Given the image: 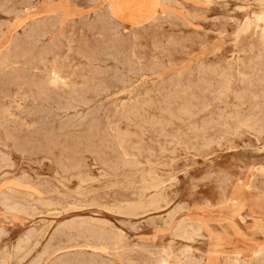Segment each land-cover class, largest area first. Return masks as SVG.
<instances>
[{"label": "rangeland", "instance_id": "1", "mask_svg": "<svg viewBox=\"0 0 264 264\" xmlns=\"http://www.w3.org/2000/svg\"><path fill=\"white\" fill-rule=\"evenodd\" d=\"M0 8V75H29L26 61L48 48L33 72L56 63L63 78L47 96L18 77L0 83V264H264V0Z\"/></svg>", "mask_w": 264, "mask_h": 264}, {"label": "bare ground", "instance_id": "2", "mask_svg": "<svg viewBox=\"0 0 264 264\" xmlns=\"http://www.w3.org/2000/svg\"><path fill=\"white\" fill-rule=\"evenodd\" d=\"M52 1V0H51ZM34 2V1H33ZM74 2V1H73ZM96 2V1H95ZM13 3V2H12ZM93 3V2H92ZM209 3V2H208ZM116 7H118V6H116ZM8 8V7H7ZM27 8V7H26ZM25 8V9H26ZM1 9V8H0ZM12 10V9H11ZM116 11V10H115ZM247 11V10H246ZM6 12V11H5ZM118 12V11H117ZM120 12V11H119ZM109 13V12H108ZM111 13V12H110ZM115 13V12H114ZM119 15V14H118ZM121 15V14H120ZM254 16V15H253ZM10 17V16H9ZM96 19V18H95ZM21 20V19H20ZM85 22V21H84ZM135 22V21H134ZM134 22H132V24L134 23ZM180 22V21H179ZM113 23V22H112ZM111 23V24H112ZM248 23V22H247ZM261 23V22H260ZM3 24H4V22H3ZM6 24V23H5ZM43 25H38L37 26V28L35 29V30H33V31H31V33L29 34V36L28 37H30V39H31V43H26V44H22V46L20 47V49L22 50V52H24V54H26L25 55V57L26 58H29L28 57V55H31L32 53L34 54V51H35V47H37V44H39V42H41V39L43 38V37H45L46 35H47V27H48V25L47 24H45V23H42ZM115 25V24H114ZM134 25V24H133ZM6 26V25H5ZM116 26H117V24H116ZM244 26V25H243ZM54 27V26H53ZM136 27V26H135ZM184 27V26H183ZM31 29H32V27H31ZM73 29V28H72ZM85 29V28H84ZM116 29V28H115ZM139 32V31H138ZM243 32V31H242ZM246 32V31H245ZM81 33V32H80ZM136 33V32H135ZM182 33V32H181ZM2 34V33H1ZM65 34V33H64ZM178 34H179V32H178ZM83 35V34H82ZM81 35V36H82ZM111 35V34H110ZM219 35V34H218ZM242 35V34H241ZM264 37V36H263ZM84 38V37H83ZM114 38V37H113ZM207 38V37H206ZM84 39H86V38H84ZM83 40V39H82ZM238 40V39H237ZM88 41V40H87ZM91 41V40H90ZM111 41V40H110ZM72 42V41H71ZM75 42H77L78 43V41H75ZM121 43L120 44H122V41H120ZM68 43V42H67ZM66 43V44H67ZM85 43V42H84ZM89 43V42H88ZM175 43V42H174ZM71 44V43H70ZM69 44V45H70ZM75 44V43H74ZM74 44H72V45H74ZM79 44H81V43H79ZM78 44V45H79ZM93 44H95V42L93 43ZM118 44V43H117ZM119 44V45H120ZM72 45H70V46H72ZM85 45V44H84ZM88 45V44H87ZM90 45H91V43H90ZM89 45V46H90ZM68 46V45H67ZM75 46V45H74ZM81 46V45H80ZM93 46V45H92ZM125 46V45H124ZM78 47V46H77ZM77 47H75L74 49H76ZM84 47V46H83ZM85 47H86V45H85ZM119 47V46H118ZM128 47V46H127ZM38 48V47H37ZM73 48V47H72ZM72 48H70V49H72ZM80 48H82V47H80ZM90 48H93V47H90ZM122 48V47H121ZM157 48V47H156ZM159 48V47H158ZM66 49V48H65ZM70 49H68V51L70 50ZM73 49V50H74ZM86 49V48H85ZM39 50V49H38ZM62 50V49H61ZM65 51V50H64ZM75 51V50H74ZM112 51V50H111ZM21 52V53H22ZM59 52H61V51H59ZM59 52H57V53H59ZM81 52V51H80ZM50 53H52V50L51 49H48V48H46V49H41V50H39V51H37V54L36 55H33V56H35V57H33V56H31V59L29 60V61H26L27 62V65L29 66V70H28V72H29V75L28 74H26L25 75V73H24V76H22V75H18L17 77L19 78V79H22L23 80V83L25 84V85H27V88H28V86H30L29 88H33V90L37 93V95H40V96H47V94H48V86L49 85H51L52 83L54 84V86H56V85H58L59 83H62L63 82V78H62V74H61V71L59 70V67H56V63H55V66H54V64L52 63V61H51V63L53 64V66H52V68L50 69V70H48V72L46 73V75L44 74L45 73V71H44V73H41V74H44V76L45 77H43L42 76V78H40L39 76H37L36 74V70H38L39 68H37L38 67V65L37 64H40V62L41 61H43V59H44V57L45 56H47V55H49ZM73 53V52H72ZM194 53V52H193ZM23 54V53H22ZM62 54L64 55V53L62 52ZM67 54V53H66ZM71 54V53H70ZM75 54V53H74ZM134 54V53H133ZM187 54V53H186ZM253 54V53H252ZM58 55V54H57ZM62 55V56H63ZM75 55H77V54H75ZM24 56V55H23ZM53 56H55V54L53 55ZM66 56V55H65ZM72 56V55H71ZM189 56V55H188ZM66 57H68V56H66ZM153 57V56H152ZM238 57V56H237ZM2 58V57H1ZM17 58V56L15 55V59ZM21 58H23V57H21ZM26 58H25V60H26ZM52 58V57H51ZM53 58H55V57H53ZM60 58V57H59ZM58 58V59H59ZM63 58V57H62ZM81 58V57H80ZM151 58V57H150ZM233 58V57H232ZM262 58V57H261ZM48 59H49V57H48ZM56 59V58H55ZM55 59H52V60H55ZM65 59V58H64ZM68 59V58H67ZM74 59V58H73ZM79 59V58H78ZM100 59V58H99ZM24 60V61H25ZM45 60V59H44ZM57 60V59H56ZM81 60V59H80ZM79 60V61H80ZM260 60V59H259ZM1 61V60H0ZM23 61V62H24ZM64 61V60H63ZM68 60H66V62H67ZM73 61V60H72ZM86 61V60H85ZM151 61V60H150ZM185 61V60H184ZM3 62V61H2ZM49 62V61H48ZM56 62V61H55ZM66 62H63V63H66ZM75 61H73L72 63H74ZM77 62V61H76ZM84 62V61H83ZM15 60L12 58V57H10V56H8V57H6L5 58V60H4V62L2 63V65H3V67L4 68H6V67H8V66H10V64L11 65H14L15 66ZM61 63H62V61H61ZM60 63V64H61ZM62 63V64H63ZM79 63V62H78ZM80 63H82V62H80ZM24 64V63H23ZM43 64H44V62H43ZM130 64V63H129ZM253 64V63H252ZM41 65V64H40ZM46 65H47V63L44 65L45 67H46ZM48 65H49V63H48ZM51 65V64H50ZM49 65V66H50ZM67 65H69L70 66V63L69 64H67ZM81 65H83V63L81 64ZM175 65V64H174ZM24 66H25V64H24ZM62 66H64V65H62ZM68 66V68H70ZM74 66V65H73ZM78 66V65H77ZM238 66V65H237ZM40 67V66H39ZM65 68H66V66H64ZM75 67V66H74ZM74 67H72L73 69H74ZM82 67V66H81ZM84 67V66H83ZM203 67V66H202ZM205 67V66H204ZM248 67V66H247ZM25 68V67H24ZM75 68H77V67H75ZM235 68V67H234ZM3 69V68H2ZM13 69V68H12ZM41 69V68H40ZM46 70H47V68H45ZM71 69V68H70ZM72 69V70H73ZM82 69H85V67L84 68H82ZM92 69H94V68H92ZM130 69V68H129ZM0 70H1V68H0ZM4 71H5V69H3ZM1 71V72H4V71ZM21 70H24L23 68L21 69ZM36 71L35 73L33 72V71ZM68 70V69H67ZM86 70H87V67H86ZM200 70H201V67H200ZM207 70V69H206ZM39 71V70H38ZM77 71V70H76ZM80 71V70H79ZM88 71H90V69L88 70ZM87 71V72H88ZM208 71V70H207ZM210 71V70H209ZM216 71V70H215ZM214 71V72H215ZM0 72V73H1ZM7 72H8V70H7ZM21 72V71H20ZM25 72V71H24ZM27 72V73H28ZM32 72V73H31ZM42 72H43V70H42ZM65 73L67 72V71H64ZM71 72V71H70ZM78 72V71H77ZM80 72H82V71H80ZM85 72V71H84ZM83 72V73H84ZM153 72V71H152ZM238 72V71H237ZM5 73H6V71H5ZM72 73H74V72H72ZM71 73V74H72ZM79 73V72H78ZM77 73V74H78ZM118 73V72H117ZM138 73V72H137ZM212 73V72H211ZM225 73V72H224ZM232 73V72H231ZM230 73V74H231ZM239 73V72H238ZM40 74V73H39ZM61 74V75H60ZM64 74V73H63ZM71 74L69 75V74H67V75H69V77L71 76ZM75 74V73H74ZM73 74V75H74ZM82 74V73H81ZM91 74V73H90ZM260 74V73H259ZM66 75V74H65ZM203 75V74H202ZM1 76V75H0ZM3 76V75H2ZM1 76V77H2ZM41 76V75H40ZM88 76H89V72H88ZM222 76V75H221ZM6 77V76H5ZM5 77H2V78H0V83H4L5 82V80L6 79H9L10 77V79H9V81H8V83L10 82V83H12V82H14V81H17L18 79H17V77H16V75H15V78H12V76H10V77H7V78H5ZM78 77V76H77ZM80 77V76H79ZM98 77V76H97ZM116 77V76H115ZM199 77V76H198ZM258 77V76H257ZM264 77V76H263ZM68 78V76H66V79ZM74 78V77H73ZM76 78V77H75ZM126 78V77H125ZM222 78H224V75H223V77ZM247 78H249V77H247ZM17 79V80H16ZM65 79V80H66ZM99 79V78H98ZM97 79V80H98ZM226 79V78H225ZM228 79V78H227ZM231 79H232V77H231ZM3 80H4V82H3ZM77 79H75V81H76ZM78 80H80V81H82V79H78ZM115 80V79H114ZM206 80V79H205ZM72 81H73V79H72ZM84 81V80H83ZM82 81V82H83ZM96 81V80H95ZM94 81V82H95ZM100 81V80H99ZM203 81V80H202ZM225 81V80H224ZM229 81H231V80H229ZM66 82V81H65ZM71 82V81H70ZM82 82H77V83H82ZM116 82V81H115ZM173 82V81H172ZM189 82V81H188ZM226 82V81H225ZM224 82V83H225ZM6 83V82H5ZM69 83V82H68ZM77 83H75V84H77ZM100 83V82H99ZM123 83V82H122ZM155 83V82H154ZM180 83V82H179ZM201 83V82H200ZM203 83V82H202ZM206 83V82H205ZM227 83H229V82H227ZM20 84V83H19ZM18 84V85H19ZM21 84H22V82H21ZM73 84V83H72ZM95 84V83H94ZM207 84V83H206ZM208 84H209V82H208ZM211 84V83H210ZM209 84V85H210ZM226 84V83H225ZM243 84V83H242ZM17 85V86H18ZM64 85V84H63ZM68 85V84H67ZM74 85V84H73ZM79 85V84H78ZM82 85V84H81ZM99 85V84H98ZM165 85V84H164ZM229 85H230V83H229ZM4 86V85H3ZM16 86V87H17ZM20 86V85H19ZM75 86V85H74ZM83 86H84V84H83ZM82 86V87H83ZM91 86H92V84H91ZM102 86V85H101ZM130 86V85H129ZM173 86V85H172ZM181 86V85H180ZM212 86V85H211ZM21 87H23V86H21ZM60 87V86H59ZM98 87V86H97ZM96 87V88H97ZM127 87V86H126ZM165 87V86H164ZM198 87V86H197ZM208 87V86H207ZM20 88V87H19ZM74 88V87H73ZM84 88H85V86H84ZM84 88H83V90H84ZM90 88V87H89ZM101 89L103 88V87H100ZM162 88V87H161ZM179 88V87H178ZM17 89V88H16ZM22 89V88H21ZM21 89L19 90V91H21ZM26 89V88H25ZM86 89V88H85ZM201 89V88H200ZM225 89H226V87H225ZM15 90V89H14ZM18 90V89H17ZM28 90V89H27ZM32 90V91H33ZM177 90V89H176ZM227 90V89H226ZM229 90V89H228ZM1 91V90H0ZM26 91V90H25ZM187 91V90H186ZM217 91V90H216ZM90 92V91H89ZM96 92V91H95ZM107 94H108V92L107 91H105ZM126 92V91H125ZM208 92V91H207ZM22 93V92H21ZM28 93V92H27ZM83 93H84V91H83ZM87 93V92H86ZM142 93V92H141ZM173 93V92H172ZM175 93V92H174ZM185 93V92H184ZM206 93V92H205ZM221 93V92H220ZM20 94V93H19ZM106 94V95H107ZM124 94V93H123ZM167 94V93H166ZM171 94V93H170ZM84 95H85V93H84ZM90 95V94H89ZM121 95H122V93H121ZM151 95V94H150ZM153 95V94H152ZM164 95V94H163ZM174 95V94H173ZM177 95H179V94H177ZM212 95V94H211ZM215 95V94H214ZM241 95V94H240ZM16 96L18 97V95L16 94ZM160 96V95H159ZM162 96V95H161ZM81 97V96H80ZM82 97H83V95H82ZM85 97H87V96H85ZM163 97V96H162ZM185 97H186V95H185ZM59 98V97H58ZM165 98V97H164ZM182 98V97H181ZM183 98H184V96H183ZM24 99V98H23ZM170 99H172V98H170ZM174 99V98H173ZM180 99V98H179ZM193 99V98H192ZM83 100L84 101H87V100H85L84 98H83ZM182 100V99H181ZM89 101V100H88ZM97 101V100H96ZM163 101H164V99H163ZM173 101V100H172ZM186 101V100H185ZM217 101V100H216ZM68 102V101H67ZM180 102V101H179ZM187 102V101H186ZM186 102H185V104H186ZM188 102H189V100H188ZM187 102V103H188ZM65 103V102H64ZM70 103V102H69ZM87 103V102H86ZM160 103V102H159ZM162 103V102H161ZM167 103V102H166ZM183 103V102H182ZM71 104H73V103H71ZM76 104V103H75ZM103 104V103H102ZM86 105H88V104H86ZM130 105V104H129ZM143 105V104H142ZM152 105V104H151ZM155 105V104H154ZM164 105V104H163ZM167 105V104H166ZM176 105V104H175ZM188 105V104H187ZM209 105V104H208ZM216 105V104H215ZM78 106V105H77ZM144 106V105H143ZM185 106V105H184ZM192 106V105H191ZM57 107V106H56ZM67 107V106H66ZM180 107V106H179ZM193 107V106H192ZM142 108V107H141ZM145 108V107H144ZM169 108V107H168ZM183 108V107H182ZM186 108V107H185ZM195 108H197V107H195ZM209 108H211V107H209ZM32 109V108H31ZM59 109V108H58ZM67 109V108H66ZM93 109V108H92ZM109 109V108H108ZM136 109V108H135ZM134 108L132 109V110H135ZM143 109V108H142ZM179 109V108H178ZM181 109V108H180ZM188 109V111H189V107L187 108ZM186 109V110H187ZM72 110V109H71ZM131 110V111H132ZM136 110H138V109H136ZM135 110V112H137ZM163 110V109H162ZM239 110V109H238ZM61 111V110H60ZM77 111V110H76ZM130 111V110H129ZM182 111H184V108H183V110ZM208 111V110H207ZM224 111V110H223ZM91 112V111H90ZM121 112V111H120ZM128 112V111H127ZM140 112V111H139ZM144 112V111H143ZM191 112V111H190ZM205 112V111H204ZM64 113V112H63ZM70 113V112H69ZM68 113V114H69ZM92 113V112H91ZM94 113V112H93ZM132 113H134V112H132ZM147 113V112H146ZM183 113V112H182ZM187 113V112H186ZM186 113H184V115L186 114ZM189 113V112H188ZM187 113V114H188ZM192 113V112H191ZM191 113H190V115H191ZM200 113H202V112H200ZM131 114V113H130ZM138 115H139V113H137ZM145 114V113H144ZM143 114V115H144ZM179 114V113H178ZM181 114V113H180ZM179 114V115H180ZM127 115H129V114H127ZM134 115H135V113H134ZM137 115V116H138ZM143 115H142V117H143ZM145 115H147V114H145ZM172 115V114H171ZM189 114H188V116H190ZM192 115H193V113H192ZM74 116V115H73ZM78 116V115H77ZM181 116V115H180ZM131 117V116H130ZM140 117V116H139ZM177 117V116H176ZM192 117V116H191ZM114 118V117H113ZM198 118V117H197ZM129 119V118H128ZM135 119V118H134ZM158 119V118H157ZM178 119V118H177ZM196 119V118H195ZM241 119V118H240ZM95 120V119H94ZM104 120V119H103ZM131 120V119H130ZM133 120V119H132ZM160 120V119H159ZM181 120V119H180ZM247 120V119H246ZM248 120H249V118H248ZM83 121V120H82ZM138 121V120H137ZM155 121V120H154ZM163 121H165V120H163ZM254 121V120H253ZM62 122V121H61ZM65 122V121H64ZM68 122V121H67ZM148 122V121H147ZM178 122H179V120H178ZM214 122V121H213ZM102 124V123H101ZM145 124V123H144ZM157 124V123H156ZM164 124V123H163ZM210 124V123H209ZM106 125V124H105ZM134 125V124H133ZM148 125V124H147ZM150 125V124H149ZM71 126V125H70ZM96 126V125H95ZM160 126V125H159ZM158 126V127H159ZM83 127V126H82ZM135 127V126H134ZM145 127V126H144ZM152 127V126H151ZM169 127V126H168ZM255 127V126H254ZM32 128V127H31ZM94 128V127H93ZM136 128V127H135ZM79 129V128H78ZM101 129V128H100ZM111 129V128H110ZM113 129V128H112ZM139 130L141 129V128H138ZM150 129V128H149ZM162 129V128H161ZM256 129V128H255ZM254 129V130H255ZM144 130V129H143ZM88 131V130H87ZM162 131V130H161ZM245 131V130H244ZM65 132V131H64ZM77 132V131H76ZM103 132V131H102ZM112 132V131H111ZM167 132V131H166ZM165 132V133H166ZM206 132V131H205ZM231 132H233V131H231ZM72 133V132H71ZM204 133V132H203ZM236 133V132H235ZM253 133V132H252ZM262 133V132H261ZM124 134H125V131H124ZM148 134V133H147ZM149 135V134H148ZM69 136V135H68ZM67 136V137H68ZM71 136V135H70ZM177 136V135H176ZM57 137V136H56ZM55 138V137H54ZM53 137H47V140H49V141H51V142H55V139H54ZM114 138V137H113ZM181 138V137H180ZM179 138V139H180ZM253 138V137H252ZM151 139V138H150ZM166 139V138H165ZM206 140V139H205ZM103 141V140H102ZM1 142V141H0ZM145 142V141H144ZM5 143V142H4ZM82 143V142H81ZM137 143V142H136ZM7 145V144H6ZM181 145V144H180ZM150 146V145H149ZM78 148V147H77ZM172 148V147H171ZM260 148V147H259ZM149 149V148H148ZM165 149V148H164ZM240 150V149H239ZM175 151V150H174ZM88 152V151H87ZM150 153H152V151H150ZM168 153V152H167ZM22 155V154H21ZM77 155V154H76ZM24 156V155H23ZM22 156V157H23ZM96 156V155H95ZM55 157H57V156H55ZM6 158V157H5ZM86 158V157H85ZM137 158V157H136ZM2 159V158H1ZM0 159V160H1ZM128 159V158H127ZM134 159V158H133ZM138 159V158H137ZM162 159V158H161ZM169 159V158H168ZM191 159V158H190ZM126 160V159H125ZM2 161V160H1ZM129 161V160H128ZM4 163V162H3ZM44 163V162H43ZM150 164V163H149ZM152 164V163H151ZM9 165V164H8ZM158 165V164H157ZM124 166V165H123ZM8 167V166H7ZM89 168V167H88ZM150 168V167H149ZM8 169V168H7ZM92 169V168H91ZM56 170V169H55ZM67 170V169H66ZM3 171V170H2ZM2 171H0V172H2ZM101 171V170H100ZM120 171V170H119ZM197 171V170H196ZM257 171V170H256ZM46 172V171H45ZM67 172V171H66ZM88 172V171H87ZM261 172V171H260ZM70 173V172H69ZM93 173V172H92ZM100 173V172H99ZM136 173V172H135ZM155 173V172H154ZM263 173V172H262ZM7 174V173H6ZM60 174V173H59ZM66 174V173H65ZM189 174V173H188ZM5 175V174H4ZM58 175V174H57ZM81 175V174H80ZM111 175V174H110ZM185 175V174H184ZM7 176V175H6ZM6 176H5V178H6ZM25 176H27V175H25ZM38 177V176H37ZM52 177V176H51ZM98 177V176H97ZM101 177V176H100ZM113 177V176H112ZM124 177V176H123ZM169 177H171V176H169ZM16 178V177H15ZM63 178V177H62ZM71 178V177H70ZM80 178V177H79ZM90 178V177H89ZM93 177H91V179H92ZM118 178V177H117ZM24 179V178H23ZM77 179V178H76ZM83 179V178H82ZM94 179V178H93ZM101 179V178H100ZM105 180V179H104ZM173 180V179H172ZM171 180V181H172ZM201 180V179H200ZM88 181V180H87ZM95 181V180H94ZM98 181V180H97ZM22 182V181H21ZM96 182V181H95ZM54 183V182H53ZM86 183V182H85ZM92 183V182H91ZM9 184V183H8ZM84 184V183H83ZM145 184V183H144ZM168 184V183H167ZM7 185V184H6ZM86 185V184H85ZM119 185V184H118ZM138 185V184H137ZM126 186V185H125ZM128 186V185H127ZM130 186V185H129ZM132 186V185H131ZM150 186V185H149ZM166 186V185H165ZM65 187V186H64ZM96 187V186H95ZM161 187H163V185L161 186ZM128 188V187H127ZM175 188V187H174ZM136 189V188H135ZM53 190V189H52ZM67 190V189H66ZM17 191V190H16ZM16 191H14V192H16ZM31 191H33V190H31ZM107 191V190H106ZM147 191V190H146ZM18 192V191H17ZM86 192V191H85ZM149 192V191H148ZM20 193V192H19ZM83 193V192H82ZM14 194V193H13ZM52 194V193H51ZM20 195V194H19ZM25 195V194H24ZM3 196V195H2ZM27 196V195H26ZM36 196V195H35ZM17 197H18V195H17ZM163 197V196H162ZM7 198V197H6ZM32 198V197H31ZM30 198V199H31ZM158 198V197H157ZM10 199V198H9ZM8 199V200H9ZM15 199H17V198H15ZM5 200V199H4ZM12 200V199H11ZM11 200H9V201H11ZM43 200V199H42ZM93 200V199H92ZM95 200V199H94ZM7 201V200H6ZM21 201V200H20ZM19 201V202H20ZM23 201H24V199H23ZM28 201V200H27ZM4 202V201H3ZM44 202V201H43ZM42 202V203H43ZM46 202V201H45ZM48 202V201H47ZM139 202V201H138ZM6 203V202H5ZM50 203H52V202H50ZM68 203V202H67ZM137 203V202H136ZM9 203L7 202L6 203V205H8ZM101 204V203H100ZM5 205V204H4ZM15 205V204H14ZM14 205H12V206H14ZM40 205V204H39ZM73 205V204H72ZM88 205V204H87ZM90 205V204H89ZM130 205V204H129ZM149 205V204H148ZM9 206V205H8ZM7 206V207H8ZM51 206V205H50ZM69 206V205H68ZM115 206V205H114ZM1 207V206H0ZM7 207H5V208H7ZM10 207V206H9ZM18 206L16 205V208H17ZM74 207V206H73ZM127 207V206H126ZM131 207V206H130ZM29 208V207H28ZM75 208V207H74ZM104 208V207H103ZM8 209H10V208H8ZM36 209V208H35ZM51 209V208H50ZM77 209V208H76ZM100 209V208H99ZM101 209H102V207H101ZM119 209V208H118ZM122 209V208H121ZM121 209H119V210H121ZM166 209V208H165ZM11 210L13 211V207L11 208ZM164 210V209H163ZM15 211V210H14ZM106 211H108V210H106ZM115 211V210H114ZM118 211V210H117ZM30 212V211H29ZM64 212V211H63ZM111 212H113L112 210H111ZM123 212V211H122ZM131 212V211H130ZM134 213V212H133ZM169 213V212H168ZM167 213V214H168ZM48 214V213H47ZM121 214V213H120ZM137 214V213H136ZM21 215V214H20ZM26 215V214H25ZM32 215H33V213H32ZM126 215V214H125ZM132 215V214H131ZM41 216V215H40ZM121 216V215H120ZM122 217H124V216H122ZM136 217V216H135ZM162 217V216H161ZM133 218V217H132ZM125 219V218H124ZM188 219V218H187ZM171 221V220H170ZM87 222V221H86ZM194 225V224H193ZM67 226V225H66ZM88 226V225H87ZM60 227V226H59ZM126 227V226H125ZM92 228V227H91ZM2 229V228H1ZM79 229H81V228H78V230ZM83 229V228H82ZM64 230V229H63ZM77 230V229H76ZM89 230V229H88ZM188 230V229H187ZM1 232V231H0ZM29 232V231H28ZM34 232V231H33ZM37 232V231H36ZM84 233H85V231H83ZM86 232H87V229H86ZM99 232V231H98ZM83 233V234H84ZM88 233V232H87ZM86 233V234H87ZM92 233V232H91ZM189 233V232H188ZM35 234V233H34ZM33 234V235H34ZM56 234V233H55ZM59 234V233H58ZM82 234V235H83ZM94 234V233H93ZM93 234H91V235H93ZM95 234H96V230H95ZM99 234H100V232H99ZM187 234V233H186ZM32 235V236H33ZM42 235V234H41ZM79 235H81V234H79ZM90 235V234H89ZM97 235V234H96ZM101 235H102V233H101ZM109 235V234H108ZM188 235V234H187ZM194 235V234H193ZM95 236V235H94ZM2 237V236H1ZM26 237V236H25ZM28 237V239H29V235L27 236ZM30 237H31V235H30ZM51 237V236H50ZM62 237V236H61ZM67 237V236H66ZM83 237H85V236H83ZM91 237V236H90ZM89 237V238H90ZM97 237V236H96ZM104 237V236H103ZM108 237V236H107ZM121 237V236H120ZM33 238V237H32ZM93 238L94 237H92L91 239L93 240ZM105 238V237H104ZM117 238V237H116ZM95 239V238H94ZM98 239H99V237H98ZM110 239V238H109ZM176 239V238H175ZM209 239V238H208ZM26 240H27V238H26ZM72 240V239H71ZM80 240V239H79ZM81 240H82V236H81ZM80 240V241H81ZM84 240V239H83ZM99 240H102V239H99ZM21 241V240H20ZM23 241V240H22ZM29 241V242H28ZM27 242L28 243H30V240H28ZM88 241H89V239H88ZM113 241H114V239H113ZM180 241V240H179ZM23 242H25V240L23 241ZM23 242H20V244L21 243H23ZM28 243H27V246H28ZM113 243H115V242H113ZM24 244V243H23ZM31 244V243H30ZM99 244V243H98ZM23 246V245H22ZM24 246H26V243H25V245ZM36 246V245H35ZM52 246V245H51ZM69 246V245H68ZM18 247V246H17ZM19 247H21V246H19ZM183 247V246H182ZM24 248V247H23ZM26 248V247H25ZM28 248V247H27ZM37 248V247H36ZM51 248V247H50ZM59 248V247H58ZM168 248V247H167ZM170 248V247H169ZM15 249V248H14ZM18 249V248H17ZM16 249V250H17ZM48 249V248H47ZM61 249V248H60ZM19 250V249H18ZM25 249H23V251H24ZM59 250V249H58ZM57 250V251H58ZM20 251V250H19ZM18 251V252H19ZM22 251V250H21ZM46 251H49V249L48 250H45V252H44V254L46 253ZM17 252V253H18ZM121 253V252H120ZM135 253V252H134ZM180 253V252H179ZM19 254H22L21 252L19 253ZM47 254H49L48 252H47ZM46 254V255H47ZM6 255V254H5ZM26 255V254H25ZM52 255V254H51ZM50 255V256H51ZM77 255V254H76ZM27 256V255H26ZM29 256H30V254H29ZM43 256V255H42ZM45 256V255H44ZM53 256H55V255H53ZM80 256V255H79ZM84 256V255H83ZM82 256V257H83ZM259 256V255H258ZM65 257V256H64ZM70 257V256H69ZM167 257V256H166ZM8 258V257H7ZM45 258V257H44ZM48 258H50V257H48ZM85 258V257H84ZM186 258V257H185ZM42 260H43V258H41ZM56 259V258H55ZM80 259H81V257H80ZM89 259H90V257H89ZM7 260V259H6ZM8 260H10V259H8ZM8 260H7V263H8ZM27 260V259H26ZM40 259H38V261H39ZM177 260V259H176ZM2 261H3V263H4V260L2 259ZM54 261V260H53ZM40 262V261H39ZM97 263H98V261H96ZM2 263V264H3ZM10 263V262H9ZM19 263V262H18ZM34 263H36V262H34ZM170 263V262H169ZM41 264V263H40ZM53 264V263H52ZM55 264V263H54ZM100 264V263H99Z\"/></svg>", "mask_w": 264, "mask_h": 264}]
</instances>
